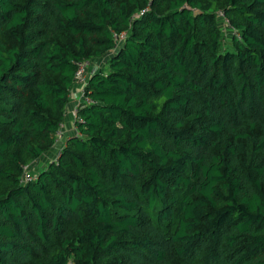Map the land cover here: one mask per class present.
<instances>
[{
    "label": "trees",
    "instance_id": "trees-1",
    "mask_svg": "<svg viewBox=\"0 0 264 264\" xmlns=\"http://www.w3.org/2000/svg\"><path fill=\"white\" fill-rule=\"evenodd\" d=\"M0 264H264V0H0Z\"/></svg>",
    "mask_w": 264,
    "mask_h": 264
},
{
    "label": "rangeland",
    "instance_id": "rangeland-1",
    "mask_svg": "<svg viewBox=\"0 0 264 264\" xmlns=\"http://www.w3.org/2000/svg\"><path fill=\"white\" fill-rule=\"evenodd\" d=\"M217 23L218 27L221 32V40H222V48H230L231 47V42H230V37L233 35V30L231 26L228 24L227 20L222 16L220 12L217 13ZM110 53L104 54L102 57L97 59H94L93 61H90V64L87 68H91V64H97L100 65L102 68H105L107 66L106 60L109 57ZM61 130L59 128V131L57 133V140L55 145L42 157H40L38 160H35L32 164H30L27 169L30 170L33 174L36 173L37 170H40L49 160H52L56 157L59 146L62 142L61 140Z\"/></svg>",
    "mask_w": 264,
    "mask_h": 264
},
{
    "label": "crops",
    "instance_id": "crops-1",
    "mask_svg": "<svg viewBox=\"0 0 264 264\" xmlns=\"http://www.w3.org/2000/svg\"><path fill=\"white\" fill-rule=\"evenodd\" d=\"M91 68H89L88 72L97 70L101 66L97 64H91ZM79 85L73 84L70 88L69 93V99L67 102V109L64 116V119H62V123L60 124V130L62 132L61 134V140L65 138V136L72 135L76 133V128L74 126V116H73V110L78 106V103H80L81 95L79 91Z\"/></svg>",
    "mask_w": 264,
    "mask_h": 264
},
{
    "label": "built area",
    "instance_id": "built-area-1",
    "mask_svg": "<svg viewBox=\"0 0 264 264\" xmlns=\"http://www.w3.org/2000/svg\"><path fill=\"white\" fill-rule=\"evenodd\" d=\"M89 64H90L89 60H82L78 63L77 69L75 71V77H74V83L73 84L79 85L78 87H79V91H80V95H81L80 103L88 100L83 95V88H84L85 82H86L87 77H88L87 68H88ZM80 103H78V106L80 105ZM78 106L73 110L74 118L76 117V110H77ZM24 178H30L29 173L25 172Z\"/></svg>",
    "mask_w": 264,
    "mask_h": 264
}]
</instances>
